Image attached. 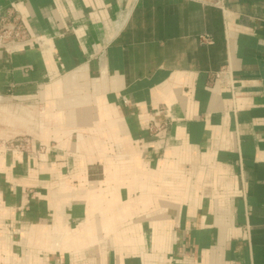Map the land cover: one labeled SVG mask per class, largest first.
<instances>
[{
    "label": "crops",
    "instance_id": "0c3cea01",
    "mask_svg": "<svg viewBox=\"0 0 264 264\" xmlns=\"http://www.w3.org/2000/svg\"><path fill=\"white\" fill-rule=\"evenodd\" d=\"M9 8L0 264H264V0Z\"/></svg>",
    "mask_w": 264,
    "mask_h": 264
},
{
    "label": "built area",
    "instance_id": "2783aa9c",
    "mask_svg": "<svg viewBox=\"0 0 264 264\" xmlns=\"http://www.w3.org/2000/svg\"><path fill=\"white\" fill-rule=\"evenodd\" d=\"M32 41L31 34L25 26L20 13L9 8L0 14V52L14 55L22 46ZM220 79V76L216 77ZM226 78L224 77V81ZM13 152H31V142L26 138H16L2 144Z\"/></svg>",
    "mask_w": 264,
    "mask_h": 264
},
{
    "label": "rangeland",
    "instance_id": "374dc122",
    "mask_svg": "<svg viewBox=\"0 0 264 264\" xmlns=\"http://www.w3.org/2000/svg\"><path fill=\"white\" fill-rule=\"evenodd\" d=\"M0 107H2V103H0ZM20 117L21 118L23 117L24 119V111L20 112V110L12 108L10 113L8 112L4 113L3 110L0 109V149L6 150V148L2 144L7 140L10 141L16 139L10 137H13L12 131L15 128H18L19 123L22 121L19 120ZM17 138H21V137H17Z\"/></svg>",
    "mask_w": 264,
    "mask_h": 264
}]
</instances>
